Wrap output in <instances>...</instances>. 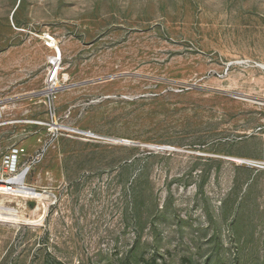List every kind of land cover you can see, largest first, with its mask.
Listing matches in <instances>:
<instances>
[{"label":"rangeland","instance_id":"1","mask_svg":"<svg viewBox=\"0 0 264 264\" xmlns=\"http://www.w3.org/2000/svg\"><path fill=\"white\" fill-rule=\"evenodd\" d=\"M42 143L0 264H264V0H0V161Z\"/></svg>","mask_w":264,"mask_h":264},{"label":"built area","instance_id":"2","mask_svg":"<svg viewBox=\"0 0 264 264\" xmlns=\"http://www.w3.org/2000/svg\"><path fill=\"white\" fill-rule=\"evenodd\" d=\"M46 40L51 42L46 43L47 47L54 48L55 53L52 55L51 61L49 62L50 68L47 72L45 82L47 85L50 84L57 87L56 79L61 54L59 50L52 45L53 39L47 37ZM55 138H57V135ZM48 149V145L42 143L36 154L29 159L24 168L19 172L20 159L25 156V149L20 146H13L9 148L0 161V194L16 196L18 194V190L29 189L25 186L24 179L29 171L41 162L43 157H45L48 152ZM22 171H25V175L21 182H18L17 176Z\"/></svg>","mask_w":264,"mask_h":264},{"label":"bare ground","instance_id":"3","mask_svg":"<svg viewBox=\"0 0 264 264\" xmlns=\"http://www.w3.org/2000/svg\"><path fill=\"white\" fill-rule=\"evenodd\" d=\"M53 46H55L54 41H53ZM56 88L54 86L49 85L47 88V91H52L55 90ZM47 91H45L44 93H47ZM25 175V171H22L18 176H17V180L18 182H21V180L23 179ZM18 193H22L24 194V196L26 197H31V198H39L40 194H38L36 191L32 190V189H20L18 190ZM23 196V195H22ZM11 213V212H10Z\"/></svg>","mask_w":264,"mask_h":264}]
</instances>
